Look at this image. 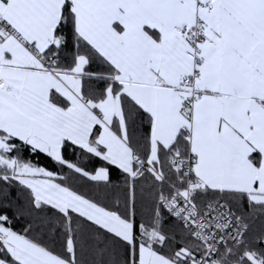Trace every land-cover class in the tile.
<instances>
[{
  "label": "snow or ice",
  "instance_id": "6c2138e0",
  "mask_svg": "<svg viewBox=\"0 0 264 264\" xmlns=\"http://www.w3.org/2000/svg\"><path fill=\"white\" fill-rule=\"evenodd\" d=\"M0 264H264V0H0Z\"/></svg>",
  "mask_w": 264,
  "mask_h": 264
}]
</instances>
